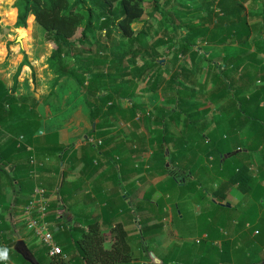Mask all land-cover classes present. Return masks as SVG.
<instances>
[{"label":"trees","instance_id":"16d2710c","mask_svg":"<svg viewBox=\"0 0 264 264\" xmlns=\"http://www.w3.org/2000/svg\"><path fill=\"white\" fill-rule=\"evenodd\" d=\"M189 2L190 0H16L14 7L18 14L15 26L18 32L27 35L28 22L34 19L46 30L45 42L52 45L48 64L56 73L57 82L67 78L76 83L91 121L96 123L93 133H97L103 140L99 149L90 147L97 156H101L120 122L129 123L137 131L141 126L149 132L154 130L157 146L148 164L157 176L168 174L173 178L174 184L165 189L169 198L176 194L177 189L181 190L193 183L188 177L193 179V186H202V181L197 180L194 175L195 166L201 163V166L205 165L203 158L212 156L214 159L209 161L218 170L221 181L205 195L211 196V203L222 207L221 204L214 203L213 198L224 200L233 184H238L244 194L253 195L259 188L264 191V186L261 187L251 169L254 155L259 151L264 152V85H257V80H264L263 61L258 57L263 49L256 47L254 53L248 55L249 59L238 56L223 67L219 62H214L216 65L211 66L213 73L210 75V83L228 82L229 74L234 77L235 81L228 83L225 88L232 93L230 105L234 108V117L242 131L241 134H231L225 130L226 133H222L220 140L210 132L208 125L200 124L209 113V108L201 110L202 103L194 99L206 90L204 88L209 81L199 88L194 85L206 61L204 53L197 61L196 56L201 53V43L210 47L233 44L245 46L249 45L255 35L264 37V0H213L208 2L206 8L181 7L173 13L168 11V5L175 8L177 4L183 6ZM147 3L152 4L153 11H160L163 18L157 27L151 21L152 15L143 22L141 29H135L133 25L141 22L147 11ZM256 8L260 9L257 21H252L253 13H248L247 9L254 11L251 9ZM164 28L166 34L160 35ZM152 37L157 39L152 42ZM11 43L13 42L7 41L8 46ZM165 44L173 46L176 56L184 59L186 56L191 57V65L195 69L192 71L180 68L179 72L171 74L167 79L171 69L163 61L148 55L150 50L159 55L157 50ZM224 48L228 50L229 47ZM143 55L142 62L138 64V56ZM25 62L26 55L22 64H26ZM20 68L21 66L19 70ZM259 73L262 75H257ZM237 76L239 78L235 79ZM147 77L150 91L157 93L161 90L163 94L169 91L171 96L175 95L167 99L177 108L172 111L169 119L151 115L145 106L136 102L130 106L122 105L123 99L133 100L138 81ZM246 92L249 94L245 95ZM38 105L39 101L35 96L17 93L15 86L9 87L0 78V249L5 247L1 246L3 242H11V239H6V231L11 226L4 213L10 207L19 208L22 202L27 204L37 185L45 186L40 177L35 179L32 176L35 168L33 157L41 152L56 156L62 161L67 152L57 132L39 135L42 117L37 110ZM138 114L142 117L136 121ZM182 116L185 122L179 129L174 124L179 123ZM170 135H178L173 145ZM21 136L24 137L22 142L19 140ZM199 151L202 152L201 155H198ZM92 165L93 155L88 165L90 169ZM260 168H264V164ZM39 171H43V168ZM60 185L57 199L51 204L53 209L64 201L62 188L66 186V182L63 181ZM1 187H8L13 192L16 190L18 197L13 202H7V193ZM194 190L193 188L192 192ZM105 196L106 206L102 208L100 217L77 219L72 227L65 228L64 231L60 230L59 225L67 222L66 215H48L49 220H57L59 227L53 232L67 258L50 257L45 247L48 259L46 264H143L141 261L132 263L134 257L128 232L118 220L123 211L132 219L138 217L141 232L136 238L141 245L146 240L152 241V238L159 241L164 231L163 219L167 216L165 206L170 202L157 195L155 201L147 198L133 211L119 191ZM175 207L173 221L178 224L182 212L178 211L179 203ZM240 227L239 230L242 231L247 229L246 225ZM246 231L253 246L258 249V244H262L264 247V215L258 224ZM107 236L112 237L109 247L105 244ZM145 246L146 250L150 248L148 243ZM235 246H238V250L242 249L237 242ZM9 250L8 254L15 256L16 264H31L13 247ZM170 250L167 258L155 264H174L178 258L170 259ZM216 252L219 253L218 248ZM246 253L243 264H254L257 259H254V250L251 259L248 251ZM35 256L40 264H44L36 254ZM6 261L0 260V264H5Z\"/></svg>","mask_w":264,"mask_h":264},{"label":"crops","instance_id":"0c3cea01","mask_svg":"<svg viewBox=\"0 0 264 264\" xmlns=\"http://www.w3.org/2000/svg\"><path fill=\"white\" fill-rule=\"evenodd\" d=\"M17 14L18 10L16 8ZM28 37L30 38V36ZM7 41H10V39L5 38L3 42H0V78L9 87L15 86L17 93L32 94L36 97L39 101L37 110L42 117V128L40 131L45 132L44 135L40 136L57 132L63 148L67 151L65 158H61L62 161H59L56 156L44 155L41 152H38L32 159V163L35 165L32 171L33 178L40 177L41 182L46 186L43 187L47 188L51 194L49 214H65L67 217V222H62L61 220L62 224L59 225L61 231L65 230L61 229L62 226L69 223L72 227L77 219L100 217L102 208L106 206L105 195L118 193L119 191V193L123 194L124 201L129 203L134 211L140 202L150 198V195L153 194L162 181H168L169 178V185H173L174 181L170 175L164 174L158 175L157 177L156 173L153 172V169L148 164L157 142L154 130L149 132L144 126H141L137 131L129 123L120 122L121 124L118 123L119 125L113 131L115 135L112 136L113 138L108 141L102 150L101 156H97L98 154L91 150L90 147L93 146L94 149H99L103 144V140L97 136V133H93L96 123L91 121L89 110L74 81L72 79L62 78L57 82V75L48 64V59L52 53V45L42 41L39 43L36 41L32 42L30 39L25 41L19 35H16V38L11 40L13 43L9 46ZM224 47H229L228 50L233 53L234 58L242 56L245 59H249L248 55L255 51L253 47L250 50L251 52L249 51L250 53H247V48L235 49L237 45L233 44L231 46L232 50H230L229 45L212 46V50L208 53L217 52V48V50H223ZM25 55L26 64H22ZM258 57L263 61L264 65V54L259 53ZM137 63L139 64L140 62L138 61ZM20 66L21 68L19 70ZM208 72L207 67H204L202 73L197 77L196 82L194 81L196 88L205 85L206 81H209V84L204 88L206 90L202 93L200 92L196 99H194V101L196 100L202 103L203 107L201 110L205 108L211 109V112L209 109V113L201 120L200 124L208 125L210 132L212 131L215 138H219V140L222 133H226V131L231 134H241L242 131H240L239 125L234 117V108L230 105L232 104V93L225 88L228 83L235 81L233 75L229 74L228 82L210 83L211 77H209ZM171 74L172 72L167 79H169ZM257 75L262 74L259 73ZM238 78L239 76L235 79ZM145 80L147 82V78ZM146 82L143 84L138 82L136 95L133 98L134 102L147 108H152L150 110H153L157 104L161 105L163 104L162 102H165L162 105L163 107L171 111L177 110L175 104L167 101L169 97L173 98L175 95L171 96L172 93L169 91H165L163 95L161 90L158 93L147 91L148 89L146 91L141 90L143 88L146 89ZM257 85H264V80H257ZM153 94L159 96L157 101L152 98ZM246 94L249 93L246 92ZM124 100H122V105L129 106L127 105L128 100L126 99L125 102ZM147 102L148 104L146 106ZM214 111H217L218 114V118L216 119H212L213 115L216 114ZM164 118L166 119L167 116H164ZM181 120L179 123L176 122L174 126L177 128L179 126V129H181L184 123V116L181 117ZM170 136V142L173 145V141L176 140L177 136ZM92 138L95 139V142L91 141ZM98 140H101L102 143L99 144L97 142ZM201 154L202 152L199 151L198 155ZM91 155L94 156V165L90 166V169L88 165L91 163ZM254 158L251 169L253 176L259 180L262 187L264 186V168H260V166L264 164V152H257ZM203 159L205 160V165L201 166L202 163L197 164L194 175L197 180L202 181L203 184L212 190L221 181V177L218 170L209 161L213 160L214 157L211 156ZM41 168H43V171H39ZM188 179L190 182L193 180L189 177ZM63 181L66 182V186L62 188V198L64 201L59 203L57 208L53 209L51 204L53 205L57 199L58 192L61 189L60 183ZM120 187L121 190H119ZM1 188L3 189V187ZM193 188L195 189L193 193L197 195L195 198H199L203 205L202 207L197 206V215L202 214V209L204 210V208L206 209V213L214 210L219 211L223 208L239 209L241 211L244 208L250 215L239 219L237 225H246L247 229H243V231L239 230L241 227L236 229L237 227L230 224L220 228L218 225L214 227L213 219L207 217L206 227L203 228L204 232L202 234L205 239H202L198 243V247H191L182 243L183 249H181L178 257L180 259L179 261L183 260L182 262L186 264H243L246 261L244 258L247 254L246 246H250L251 243L246 230L258 224L264 215V194H262L264 191L259 188L255 190L253 195L251 193L244 194L239 189L238 184H233L228 189L224 200L213 198L214 203L222 205V207H219L211 203L209 200L210 195H205L208 190L205 191L199 185H194ZM3 190L7 193V202L15 200L18 197L16 190L13 192L8 187H4ZM203 190L205 193L201 195L199 192ZM32 193L29 198H31ZM25 205L26 203L22 202L19 208L10 207L4 213L10 226L11 223H17L16 231L20 230V224H25L22 211ZM168 205L170 203L165 206V211L167 212L172 208L171 206L168 208ZM1 207L0 205V212L2 210ZM63 209H67L66 213L63 212ZM122 214L118 221L124 224V229L128 232L132 256L137 255V253L139 254V256H133L132 263L140 261L143 264L161 263L163 259L167 258L169 249L174 241L179 239L180 229L184 228L182 225L180 228L173 226L172 214L169 217H165L163 219L165 226L161 239L156 241L152 238V241L149 242L153 245V248L150 247L146 250L144 243V245H141V243L134 242L138 240L136 237L140 232L137 230V226L141 227L138 223L139 218L135 217V219H132L128 213L125 214V211ZM167 219L168 225L166 224ZM51 221L54 224L52 227L54 231L59 226L57 220ZM223 229L228 231V237L223 236ZM6 233V239H11V242H3L1 245L3 247L5 246L3 249H7L9 252V248L13 247L15 250V245L18 240H25L27 243V237L32 236L31 242L33 244L30 246L27 243V246L35 255L32 247L35 246L36 240L34 234L26 228V225L20 237H15L12 226ZM105 233L108 234L106 231ZM107 237L106 243L108 244L107 247H109L112 237ZM235 242L240 245L239 247L242 246L241 250H238L239 248L235 246ZM217 245L219 246V253L216 252ZM258 246V256L254 264H264V247L262 244H258ZM8 255V260L5 264H16L15 256L12 254Z\"/></svg>","mask_w":264,"mask_h":264},{"label":"rangeland","instance_id":"374dc122","mask_svg":"<svg viewBox=\"0 0 264 264\" xmlns=\"http://www.w3.org/2000/svg\"><path fill=\"white\" fill-rule=\"evenodd\" d=\"M16 0H8V1H3L0 0V15H1V21H0V42H3L5 38L14 40V38H16V35H19L20 38L24 39L25 41L27 39L32 40V42H37L39 43L40 41L45 42V34H46V30L39 25L34 19H32V21L28 22V28L27 31L28 32V36H30V38L27 35H23L21 32L17 31V27L15 26L16 20H17V15H16V8L14 7V3ZM174 0H171V2H173ZM209 1H213V0H190V2L186 5H179L177 4L176 7L174 8L172 5H168V11L169 13H173L175 9L184 7V8H190V9H196V8H201V7H207L208 2ZM146 13L143 16V18L141 19V22H137L135 23L133 26L135 27V29H141L143 27V22L146 21L148 18H150L152 15V23H154L155 26L158 27L159 22L162 20L163 18V14L160 11H153V6L150 3H147L146 5ZM250 9H247L248 13H253V16L251 17L252 21H257V15L260 11L259 8L256 9H251L254 11H249ZM169 17H173L172 15H169ZM166 34V29H162L160 32V35H165ZM12 37V38H11ZM157 39V37H152L151 41L154 42ZM13 42V41H11ZM6 44V43H5ZM201 45V53H198V55L196 56V61L200 59V57L203 55H205L206 57V61H204V65L202 66V69L204 67H207L209 73V77L210 75L213 73V70H211V66L212 65H216L214 64V62H219L221 64V66L223 67V65H225V63H231L235 58L233 56V53L229 52V50L227 49H223V50H217V52H210L209 51L212 50V46H208L205 45L203 43L200 44ZM230 46V50H232V45ZM169 44H165L163 46H160V48L157 50L159 51V55H155L151 52V50L148 52L149 57L154 56L155 58L159 59L160 61H163L165 63V66H168V68L171 69L172 74L179 72L180 68L185 67L188 70H194L195 67L193 68L192 64V59L191 57H187L184 59V57H178L175 55L174 53V48L170 47ZM247 48L246 52L248 53L250 50L254 48H258V47H262L261 49H263V54H264V37H260L259 35H255L254 38H252V40L250 41L249 45H245V46H240L237 45V47H235V49L238 48ZM251 52V51H250ZM249 52V53H250ZM226 53V54H224ZM224 54V55H222ZM145 55L138 56V61L141 63L142 62V58ZM186 63V64H185ZM192 67V68H191ZM222 69V68H221ZM202 73V72H201ZM148 80V77H147ZM143 81V82H142ZM139 83L143 84L146 82V80H140L138 81ZM75 83V82H74ZM76 85V83H75ZM146 89L143 88L141 90L146 91L148 89V83L146 82L145 85ZM138 88V87H137ZM78 89V88H77ZM147 91H150L149 89ZM152 92V91H151ZM155 93V92H153ZM158 93V92H157ZM164 95V94H163ZM83 97V96H82ZM152 98L155 99L156 101L159 99V96H157L156 94L152 95ZM126 100V99H125ZM124 100V102H125ZM196 101V100H195ZM134 101H127V105H131ZM163 104H165V102H162ZM126 104V103H125ZM148 102L146 103L147 106ZM157 104L153 110H150L152 108L150 107H146L148 111V113H150L151 115L153 114L155 117H159L161 116L162 118L164 116H167V119H169L170 115L172 114V111L170 109H167L165 107H163L162 105ZM176 107V106H175ZM177 109V108H176ZM210 109V108H209ZM211 112V109H210ZM214 114L212 119H216L218 118V114L217 111H214ZM141 115V114H140ZM142 117V115L140 116V118ZM139 118V120H141ZM138 120V119H137ZM138 120V121H139ZM182 121V120H181ZM185 122V120H184ZM121 124V123H119ZM117 124V125H119ZM175 136V135H173ZM178 137V135H176ZM176 137V139H177ZM171 138V136H170ZM156 146H157V142H156ZM168 151V150H167ZM169 154V152L167 153V155ZM158 177V176H157ZM194 180L196 181V179L194 178ZM169 181V178H168ZM168 181H162L161 184H159L157 186V189L153 192V194L150 195V198H152V201H155L157 195H161L163 197L164 200H168L170 202V205H168V208L171 206L172 208L167 212V216L165 217H169L171 214L173 215V212L176 211V203H179L180 208H178V211L180 210L182 212V214L179 215V221L178 224L177 223H173V226H175L176 228H178V226H184V228L180 229L179 232V239H177L176 241H174V243H177L173 248L174 249H169L170 250V259H177L181 253V249H183V244H186L188 246L191 247H198L199 246V242L202 239H205V237L202 236L203 234V228L206 227V220L207 217L210 219H213L214 222V227H216L217 225L220 227H225L228 224L230 225H234L235 227H237L236 229H238L240 227V225H237L239 222V219L241 217H248L247 211H245V209L243 208V210H236V209H228V208H223L219 211H211L206 213V209L204 208V210L202 209V214L197 215L198 212V207L200 206L202 207V203L201 200L199 198H195L196 193L193 194L192 189H193V184H188L186 188H182L177 189L176 194L173 195V197L169 198V194H167L168 192L165 190L166 188H168L169 182ZM174 184V182H173ZM177 184L175 183V186ZM203 189L206 190H210L209 187H207L205 184L202 185ZM177 188V187H175ZM200 191L199 193L201 195H203L205 192ZM206 194V193H205ZM156 196V197H155ZM155 197V199H154ZM173 209V210H172ZM67 209H63V212L66 213ZM20 222V221H19ZM16 223V222H15ZM15 223H11V226L13 228V233L15 234V237H20V234L22 235L23 232V228H25V224H20V230L16 231L17 228V223L15 225ZM164 223V222H163ZM168 225V219H167V223ZM180 224V225H179ZM140 225V224H139ZM165 226V225H163ZM137 230L138 232L141 230V227L137 226ZM136 230V231H137ZM16 232V233H15ZM141 232V231H140ZM223 236L225 235V237H228V231H225L223 229ZM139 235V234H138ZM35 237V236H34ZM135 237V236H134ZM32 236H28L27 237V243L31 246V244H33L31 242ZM35 246L32 247V250L35 252V254L42 260V262L44 264L47 263V256H46V252H45V246L44 244L41 242V240H39L38 238L35 237ZM134 242H138V244L140 243L139 239L137 241ZM148 243L149 247L153 248V245L149 242V241H145V244ZM173 243V244H174ZM183 243V244H182ZM172 244V245H173ZM106 246H108V244L106 243ZM218 246V245H217ZM216 248L219 249V246ZM249 254V259L252 258L253 256V250L255 253L254 259H256V257L258 256V249L253 246L250 243V246H246ZM243 249V250H244ZM257 254V255H256ZM133 256H139V254L137 253V255H133ZM177 260H180L179 258ZM175 261L174 264H186L185 262L182 261Z\"/></svg>","mask_w":264,"mask_h":264},{"label":"built area","instance_id":"2783aa9c","mask_svg":"<svg viewBox=\"0 0 264 264\" xmlns=\"http://www.w3.org/2000/svg\"><path fill=\"white\" fill-rule=\"evenodd\" d=\"M140 116L141 115L138 114L137 119H139ZM44 133V131H39V135H44ZM23 139L24 137L21 136L19 140L22 142ZM91 141L95 142V139L92 138ZM97 142L99 144L102 143L101 140H98ZM50 202L51 194L49 193V190L43 186L37 185L29 202L23 208L25 225L26 228L32 232L36 238L41 240L44 246L48 249V256H62L63 258H67V255L63 253L62 247L55 239L52 230V227L54 226L53 221L48 219ZM69 227H71V225L68 223L65 226H62L61 229Z\"/></svg>","mask_w":264,"mask_h":264},{"label":"water","instance_id":"95a60500","mask_svg":"<svg viewBox=\"0 0 264 264\" xmlns=\"http://www.w3.org/2000/svg\"><path fill=\"white\" fill-rule=\"evenodd\" d=\"M15 250L20 253L31 264H40L37 257L33 254L30 248L27 246L25 240H18L15 245Z\"/></svg>","mask_w":264,"mask_h":264},{"label":"clouds","instance_id":"9594fccd","mask_svg":"<svg viewBox=\"0 0 264 264\" xmlns=\"http://www.w3.org/2000/svg\"><path fill=\"white\" fill-rule=\"evenodd\" d=\"M0 260L6 261L8 260V250L0 249Z\"/></svg>","mask_w":264,"mask_h":264}]
</instances>
